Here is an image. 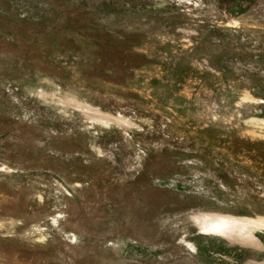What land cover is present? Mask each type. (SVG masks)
I'll return each mask as SVG.
<instances>
[{
  "label": "rangeland",
  "instance_id": "1",
  "mask_svg": "<svg viewBox=\"0 0 264 264\" xmlns=\"http://www.w3.org/2000/svg\"><path fill=\"white\" fill-rule=\"evenodd\" d=\"M0 264H264V0H0Z\"/></svg>",
  "mask_w": 264,
  "mask_h": 264
}]
</instances>
